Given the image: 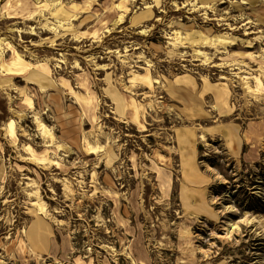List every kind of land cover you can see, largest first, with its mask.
Wrapping results in <instances>:
<instances>
[{
	"label": "rangeland",
	"instance_id": "374dc122",
	"mask_svg": "<svg viewBox=\"0 0 264 264\" xmlns=\"http://www.w3.org/2000/svg\"><path fill=\"white\" fill-rule=\"evenodd\" d=\"M6 1L0 63L46 64L53 84L0 67V264H264V83L252 96L238 79L264 71V0H129L114 27L101 17L120 0H59L33 21L7 19ZM71 3L87 9L73 19ZM172 29L253 48H201L203 62L169 45ZM79 77L96 120L66 90L86 96ZM36 119L69 156L45 147ZM28 145L60 164L39 167Z\"/></svg>",
	"mask_w": 264,
	"mask_h": 264
},
{
	"label": "bare ground",
	"instance_id": "6f19581e",
	"mask_svg": "<svg viewBox=\"0 0 264 264\" xmlns=\"http://www.w3.org/2000/svg\"><path fill=\"white\" fill-rule=\"evenodd\" d=\"M37 1L38 0H36L35 2L32 0H7L6 3L2 5V8L6 9L7 19H24V20L33 21L37 17H44L45 15L42 13H44L45 11H50L53 9V7L60 4L59 0H43L42 3L41 2L38 3ZM128 1L129 0H120L116 4H112V6L110 5L111 7H109L107 12L103 15V17H101V24L105 25L107 22H111V21H112L111 26L113 27L118 24H121L124 20V17L128 14L129 11V8L127 6ZM185 2H187V4L186 5L183 4L181 8H184V6H188L189 2H192V4L190 5L192 9H194V7L196 6L194 4L195 0H185ZM241 3H245V2L242 1ZM83 5L84 4L79 5L76 3H71L68 6V9L75 11V14L73 15L74 17L73 19H76L78 13H84V10L87 9ZM112 16H115L113 17L114 19H112ZM218 20L223 21L222 19H218ZM246 23H249V21H247ZM221 25H226V24L225 22H223V24H220V26ZM233 29H228V30H233ZM247 34H251V32ZM171 35L172 37L168 38L170 46H172L176 50L177 49L179 50V48H189L192 51V54L197 58H201L203 62L210 60V58L206 56V53H204L201 50V48H207V47L212 48V46L214 47L220 46L224 50L240 49L242 47L253 48L251 40L238 38V36L233 35L231 33L229 35L225 33H216L213 36L209 37L198 29L186 30L184 33L180 32L179 30L177 31L175 29H172ZM244 35H246V33H244ZM3 40L4 39L2 38L0 39V46L2 45ZM1 54L2 52H0V56ZM248 57L255 58L259 56H252V54H248ZM121 58L127 59L126 56ZM235 65L233 66L234 69H239L238 66L240 65H238L237 63ZM211 66L223 67L224 63H220L219 65L213 64ZM0 67L2 68V70L5 71V74L7 75L31 70L32 73L34 74V77L30 75V78L27 79L28 80L27 82L28 83L34 82L42 90L48 89L46 85L53 84V80L50 77L48 69L46 68V64L45 65L41 64L38 67L31 69L32 67H30V65H28L27 63H24L20 58V56L16 53H14V57L10 61L1 62ZM261 68H262L261 66H258L255 72L256 74L255 76H250L251 74L250 75L247 74L249 76L238 77V79L241 81L242 86H244L245 92L252 96H255L257 94L259 87L262 86L264 83V71H262ZM221 79L224 78L221 77ZM251 82L254 83V86L251 85ZM78 84L84 88V92L87 94L86 96L79 95L78 93L72 91V89L69 88L67 85H66V90L68 94H70L75 98L76 103L78 104L80 109H82L83 113L86 115V118L89 119L90 121H92L93 118L96 120L97 117L95 114L98 105L97 102L94 101L95 92L93 91L92 86L89 84V82H87V80L84 77H79ZM128 103H129L128 111L129 113H131L130 118L133 119V121L136 123L140 131L143 130V124L138 116L137 105L135 104L133 99L129 100ZM27 104L30 105L31 103L28 101ZM17 117L22 118L24 117V114L17 113ZM36 121H37V126L41 130V135L43 136V138L46 139L45 142L49 143L45 147L47 148L52 147L53 148L51 149L52 153L57 154L61 152L65 157L69 156L72 153L71 149L68 146L57 143L55 141V138L52 132L50 131V129L46 128L37 119ZM8 127H9L8 133L10 134L11 138L15 140L16 138L13 132L14 125L12 121L8 123ZM261 145L263 146L262 149L264 151V143L262 142ZM96 149H97L96 147L91 146L87 142L83 145V151L86 156L94 154L96 152ZM24 151L29 155L28 159L33 161L39 167H46V168L51 166L57 167L60 164L58 160H53L50 158L48 154L50 151L44 150L40 153H37L35 150H33L30 147V145L24 147ZM32 195L39 199L37 192H34ZM35 207L38 208L40 211H43L45 205L41 202H37ZM232 230L233 229L227 230L226 235L230 236ZM132 260L135 259L132 258ZM136 260H138L137 256H136Z\"/></svg>",
	"mask_w": 264,
	"mask_h": 264
}]
</instances>
